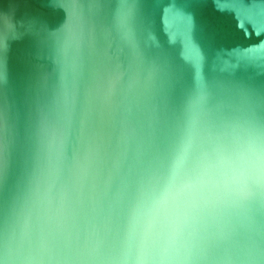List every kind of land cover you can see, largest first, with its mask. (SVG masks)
<instances>
[{"label":"water","instance_id":"1","mask_svg":"<svg viewBox=\"0 0 264 264\" xmlns=\"http://www.w3.org/2000/svg\"><path fill=\"white\" fill-rule=\"evenodd\" d=\"M262 28L264 0H0V264H91L97 242L123 264L190 135L177 182L203 152L231 157L206 234L235 229L190 264H248L252 244L264 264V190L238 197L264 132Z\"/></svg>","mask_w":264,"mask_h":264},{"label":"snow or ice","instance_id":"2","mask_svg":"<svg viewBox=\"0 0 264 264\" xmlns=\"http://www.w3.org/2000/svg\"><path fill=\"white\" fill-rule=\"evenodd\" d=\"M68 13V26L64 29L62 51L67 55L73 46V18L75 5ZM264 33V28L261 29ZM199 115L194 114L192 129L196 128ZM192 136L186 141L184 149L177 157L173 177L169 183L154 196L147 210V220L139 234L134 251L130 247L123 255V264H190L193 260L207 257L211 248L222 241L229 240L235 233L220 232L208 235L206 228L207 217L223 204L219 194L220 182L215 179V171L225 165L231 166L233 160L223 153L216 152L215 159L209 153L203 152L196 167L191 173H186L177 182L179 170L188 160V150L192 146ZM239 162L248 164L252 172L245 177L238 191L240 202L252 199L259 190H264V132L254 123L250 124L245 151L238 157ZM161 217L169 224V231L164 235L157 225ZM251 223V217L249 218ZM187 233V239L185 238ZM15 239V233L12 234ZM5 260L13 258L14 250L6 237L4 244ZM52 259V257H49ZM81 259L91 264H104L106 257L99 242L87 249V254ZM248 264H255L260 259L259 250L255 244L250 245L245 253ZM35 257H29V264ZM42 264V262H41Z\"/></svg>","mask_w":264,"mask_h":264}]
</instances>
